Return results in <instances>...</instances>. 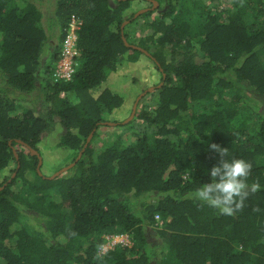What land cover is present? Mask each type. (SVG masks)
Here are the masks:
<instances>
[{"label":"trees","instance_id":"1","mask_svg":"<svg viewBox=\"0 0 264 264\" xmlns=\"http://www.w3.org/2000/svg\"><path fill=\"white\" fill-rule=\"evenodd\" d=\"M155 1L0 0V264H264V0ZM71 16L76 64L55 82ZM144 55L160 83L96 148L135 83L122 65ZM56 123L74 164L49 178L36 166ZM212 143L252 164L231 216L187 197Z\"/></svg>","mask_w":264,"mask_h":264},{"label":"rangeland","instance_id":"2","mask_svg":"<svg viewBox=\"0 0 264 264\" xmlns=\"http://www.w3.org/2000/svg\"><path fill=\"white\" fill-rule=\"evenodd\" d=\"M132 1V7L129 13L145 7L151 8L149 0ZM221 1L222 0H220V3H218L220 4V8L228 4L230 0H223L224 3H221ZM165 7L166 5L164 4V9ZM154 15L155 13L152 14V16ZM135 27L136 29H139L137 26ZM143 32L137 30L133 35L134 38L132 39L141 37L144 34ZM122 68L125 71V77L123 78L124 82L126 84H129L132 83L135 79V83L131 91L126 95V99L123 105L108 116V118L115 121V125L113 126L112 123H106L97 129V137L93 142L96 148L99 147L102 142L107 139V137L113 135L115 131L120 132L122 130V128L118 127L116 124L121 122L122 120H126L130 116L133 104L138 97L140 98L147 92L152 91L153 86L158 85L161 81V76L155 68L152 60L146 55L140 56L136 62L123 64ZM114 75L115 74H111L107 79H111ZM118 82L120 81H117V83ZM134 124H136V122ZM64 132L65 130L63 129V127L56 123L51 132L43 133L42 135V144L39 146V152L42 159L40 172L46 177L54 175L57 171L61 170L71 163L73 153L68 149L59 147L57 143L60 136ZM68 169H66L62 173L67 172ZM153 198L154 196H149L147 200L150 201L153 200ZM122 242H126L125 236L122 237ZM101 251H104L103 246L101 247Z\"/></svg>","mask_w":264,"mask_h":264},{"label":"clouds","instance_id":"3","mask_svg":"<svg viewBox=\"0 0 264 264\" xmlns=\"http://www.w3.org/2000/svg\"><path fill=\"white\" fill-rule=\"evenodd\" d=\"M209 147L216 151L218 160L207 170L208 180L201 182L187 194V197L201 202L221 215L231 216L243 206L248 194V177L252 164L242 157L230 156L227 148L215 143L210 144ZM250 187L255 191L260 186L251 184ZM125 237L126 242L123 244L128 243L127 236Z\"/></svg>","mask_w":264,"mask_h":264},{"label":"built area","instance_id":"4","mask_svg":"<svg viewBox=\"0 0 264 264\" xmlns=\"http://www.w3.org/2000/svg\"><path fill=\"white\" fill-rule=\"evenodd\" d=\"M78 29V23L74 16L70 17V22L68 25V32L65 37V39L62 42V47L60 50V57L57 61L52 77L53 81H58L61 79H70L73 72L74 67L76 64V57L78 55L77 49H76V30ZM155 219L157 220L158 226L162 225V220L159 218L158 215H155ZM116 243H125L122 242L121 236H111L108 237V240L103 246L104 249L112 247Z\"/></svg>","mask_w":264,"mask_h":264},{"label":"water","instance_id":"5","mask_svg":"<svg viewBox=\"0 0 264 264\" xmlns=\"http://www.w3.org/2000/svg\"><path fill=\"white\" fill-rule=\"evenodd\" d=\"M150 1H152V3H153V5L151 6L150 9H154V8L157 6V2H156L155 0H150ZM144 10H145V9H140L138 12H136L135 15H137V14L140 13V12H143ZM123 25H124V24H123ZM123 25H122V26H123ZM123 40H125V39L123 38ZM141 50H142L145 54H147L146 51H145L144 49H141ZM138 99H139V97L136 99L135 103L133 104V107H132V111H131L130 116H129L124 122H127V121H129V120H131V119L133 118L134 113H135V109H136V103H137ZM108 123H109V122H108ZM91 136H92V133L89 134V136H88V138H87V140H86V142H85V144H84V147H86V145L88 144V142H89ZM84 147H83V148H84ZM30 151H31V154H37L36 151H34V150H32V149H30ZM80 155H81V152L77 155L76 160L80 157ZM38 158H39V160H38V162H37L36 170H37V172L40 173L39 168H40V165H41V159H40V156H39ZM73 164H74L73 162L70 163L68 166H66V167L62 168L61 170L57 171L54 175L50 176L49 178H53V177L59 175L60 173H62V172L65 171L66 169L72 167Z\"/></svg>","mask_w":264,"mask_h":264}]
</instances>
